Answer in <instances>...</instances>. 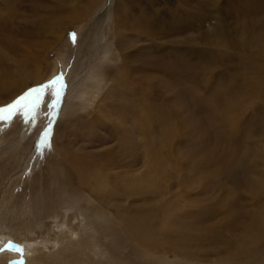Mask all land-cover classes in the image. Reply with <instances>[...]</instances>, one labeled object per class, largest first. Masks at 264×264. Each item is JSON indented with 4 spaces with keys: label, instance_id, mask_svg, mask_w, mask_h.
Returning <instances> with one entry per match:
<instances>
[{
    "label": "rangeland",
    "instance_id": "1",
    "mask_svg": "<svg viewBox=\"0 0 264 264\" xmlns=\"http://www.w3.org/2000/svg\"><path fill=\"white\" fill-rule=\"evenodd\" d=\"M89 4L0 0V108L57 75L66 85L55 108L48 88L34 119L17 113L0 121V247L19 246L0 251V264L20 256L26 264H264V230L251 242L229 215L236 202L257 210L250 191H236L233 167L258 164L264 172L256 112L264 95L251 105L237 103V92L234 102L225 99L236 84L227 64L234 46L249 39L259 50L264 41V0H105L101 15L107 8L109 20ZM163 111L173 114V145L156 157L163 146L149 137L163 127L152 115ZM67 153L106 167L102 197L71 179L60 164ZM162 211L175 215V233L153 253L136 247L117 219L151 214L157 227ZM218 221L219 249L170 250L190 252L189 233L202 237ZM248 248L258 255L251 261L240 255Z\"/></svg>",
    "mask_w": 264,
    "mask_h": 264
},
{
    "label": "bare ground",
    "instance_id": "2",
    "mask_svg": "<svg viewBox=\"0 0 264 264\" xmlns=\"http://www.w3.org/2000/svg\"><path fill=\"white\" fill-rule=\"evenodd\" d=\"M104 1L105 0H89V3H90L89 5L91 6V9H93V10H97V11L100 10V16H102L101 19L108 18V20H109L110 16H109L107 8H105L104 12H102V15H101V8L103 9L102 6L104 5L103 4ZM95 7H97V8H95ZM259 7L260 6L258 4H256L253 7V9L257 10ZM253 27L257 28V30L254 31V34H255L259 30V23H255L253 25ZM261 28L264 30V21L261 24ZM250 39H253V37ZM234 43L235 42L232 43V46ZM263 43H264V41L261 42V44L259 45V47H261L259 50H253L255 48V42H253L249 39H248V41L244 40L241 43L243 45L242 47H240L241 44L234 46L233 54L231 51V56H232L231 58L232 59H230L229 57H226V58H229V59H227V60H229L227 64H229V62H232V72H233L232 75L234 76V79L236 81V84L234 87H227L226 88V95H225L226 101H233L234 102L233 96L237 92V103H239L240 105H251L252 104L251 103L252 98H255V101H257L261 95H264V57L261 58V66L259 64V59L261 56L260 52L264 53V45H262ZM236 48H238V49H236ZM246 48L248 49L247 52L245 50ZM224 55H222L220 57H223ZM180 57H183V56H180ZM238 58H239V62L236 63V61H238ZM178 59H180V58H178ZM183 59H184V57H183ZM246 60H250L252 62V65L245 63ZM182 63H184V61ZM182 63L179 65H182ZM177 64L178 63H176V66H177ZM227 64H225V65H227ZM176 66H175V68H176ZM185 66H186V64H185ZM185 66L183 65L181 69H184ZM172 67H173V65H172ZM175 68H174V70H175ZM178 68H176V69L178 70ZM181 69H179V70H181ZM26 71H27V69H26ZM205 72H203V74ZM173 74L174 73H172L171 75L173 76ZM177 74L178 73H176L175 76H177ZM179 75H180V73H179ZM180 77H181V75H180ZM183 77L181 80H184ZM188 78L189 77L187 76V79ZM252 78L254 79V83H260L261 84V86H257V91H259L261 93L259 95L254 93V91H252L253 89L252 90L250 89V88H253V87H251ZM121 80H122V78H121ZM244 86H249V89L247 92H245L243 90ZM140 89L141 88H139V90ZM218 96L221 97V95H218ZM263 107H264V103L262 105H260L259 109L256 111L259 113L262 112L261 113L262 119L260 120L261 125H264V108ZM253 110H254V108H251V112H253ZM158 112L160 114V111H158ZM165 113H166V110H165ZM168 113L166 115H164V111H163V112H161V115L163 114V116L155 115L154 113L152 115V121L155 124V126H158L161 124L163 127L162 133L158 138H154V135H151L149 137V144L157 143V144L163 146L162 148L155 150L154 153H155L156 157H159L160 155L162 156V154H164V149H167L168 151H170L172 149V145H173L172 143H173L174 137H172L171 133L173 130H175V123L173 120V114L170 113V111H168ZM253 113H255V112H253ZM100 122H101V120L97 119L95 124L96 123L101 124ZM97 126L100 127V125H97ZM97 126L94 125V127H96V128H97ZM151 129H152V127H151ZM149 132L150 131L148 130V134H149ZM153 134H154V132H153ZM62 152H65L64 149L58 148L56 150L57 156L60 157V154ZM87 156L79 158L78 156L67 153L64 155V158L62 159V163L60 162V164L65 165V167H66L65 171L67 173H69V175H71L72 180L77 181V184L80 188L88 187V189L91 190L93 193H95L96 190H99V193L102 197L106 193L104 191H106L108 186H109L108 182H107L108 179L106 177L107 173H104L105 171L102 172L103 170H105L106 167L105 168L102 167L103 169L101 170L100 166H99L101 163L98 162L99 164H96L94 162L95 160L92 161L91 157L89 158ZM96 161H99V160H96ZM262 162L264 164V157H263ZM233 169L237 172V177L235 179V184H234L236 191L237 192L238 191L239 192H246V193H247V191H250V193H252L253 197L255 198L253 201L256 202L255 207L257 208V210H248L249 211L248 212L247 210L243 209V208H245L246 203L236 202V203H234V205H231V206H235V209H234V212H232V210H233L232 209L230 211L231 213L229 215L235 217V221L239 222L238 228L240 230H242L245 233L246 238L252 242L254 239L259 238L262 235V232L264 230V172L260 169V166H258V164H254L250 168L248 166L237 165V166L233 167ZM240 169H241V172L243 174L242 178H240V176L238 174ZM203 173H204V170H203ZM251 173L257 175L258 177L257 178L252 177ZM205 174H208V172L206 171V173L202 174V176L204 177ZM249 174H250V176H249ZM67 177L70 178L69 176H67ZM68 178L66 180H68ZM207 180H208V178H207ZM69 183H70V181H69ZM241 194L242 193H240V196H241ZM255 195H259V196L256 198ZM238 196H239V194H238ZM242 196L240 198L241 200H242ZM233 197H234V195H233ZM234 198H237V197H234ZM246 198L249 199V197H246ZM234 200L238 201V199L237 200L234 199ZM231 201H232V198H231ZM231 201H229V202H231ZM235 201H233V202H235ZM221 202H223V201H221ZM220 203H219V206L221 205ZM229 206H227L226 208H228ZM220 208H221V206H220ZM162 212H163L162 215H164L166 213V211H162ZM165 216L166 217L164 219L163 218L162 219L160 218L161 220H158L159 218L157 219V221H159V225L157 224V227H153V223H152L153 219H151L153 217V215H151V214H139V213H131V212L121 214V212H119L117 214V219H118V222L127 229V232L130 234L131 240L136 245V247L141 248L142 250L146 251L147 253L148 252L153 253V252H155L156 249H160V248L164 247V245H166L164 242L165 238H168V237H170V235L172 233H175V222H174L175 215L171 212H167V214H165ZM156 217L155 218L153 217V218L156 219ZM201 221H204V219H202ZM201 221H200V224H204L203 222L201 223ZM219 222H221V221H218L216 223V226H210L209 228H206V230L204 229L205 234L202 237L200 236L198 238L196 234H195L196 236L192 235L193 232L189 233L190 234L189 235V241H188V244L186 243V245H187L186 248L188 250L192 249L190 252H183L180 250H176L173 248V246L170 247V250H173L179 254H184V255L189 256L188 253H195L196 250L205 248L206 245H211L213 248L219 249L218 246L221 242V240L218 236V233H217V227H218L217 225ZM205 225H206V223H205ZM195 226L197 229L202 228L201 227L202 225L200 226V225H198V223ZM191 228L192 227H190L189 229L195 230L194 227H193L194 229H191ZM199 230H202V229H199ZM202 233H204V232H202ZM202 233L200 232L199 235H201ZM183 237H185V236H183ZM187 237H188V233L186 234V238ZM245 240L242 241L243 245H245ZM13 244H15V243H13ZM15 245H17V244H15ZM173 245H175V243ZM263 246H264L263 243L260 244L259 250ZM187 249H185L184 251H187ZM221 249L226 250V248H221ZM256 249H257V247H254V250H256ZM213 250H215V249H213ZM227 251H229V250L227 249ZM240 255H243L244 258L243 257L242 258H243V260H246V261H251L258 256L255 252L253 254L251 252L250 248L246 249L245 252L240 253ZM20 257H22V256H20ZM194 257H196V255ZM16 259H18V258H16ZM16 259H14V260H16ZM14 260H12V262ZM234 263L241 264L242 262L239 259V260H234Z\"/></svg>",
    "mask_w": 264,
    "mask_h": 264
},
{
    "label": "snow or ice",
    "instance_id": "3",
    "mask_svg": "<svg viewBox=\"0 0 264 264\" xmlns=\"http://www.w3.org/2000/svg\"><path fill=\"white\" fill-rule=\"evenodd\" d=\"M72 37L75 41L74 33L72 34ZM65 87L66 85L63 82V76L57 75L39 88L30 89L13 104L0 108V121H11L17 113L22 114L25 119H34L39 110L40 104L42 103V97L45 90L48 88L52 89V95L55 99L53 100V103L50 105V107L55 108L56 103H58L61 93ZM44 135L46 137L47 132H45ZM9 246L10 244L0 247V251L5 250ZM20 251L22 252L23 250L20 249ZM9 264H24V262L21 259L19 262L10 261Z\"/></svg>",
    "mask_w": 264,
    "mask_h": 264
},
{
    "label": "water",
    "instance_id": "4",
    "mask_svg": "<svg viewBox=\"0 0 264 264\" xmlns=\"http://www.w3.org/2000/svg\"><path fill=\"white\" fill-rule=\"evenodd\" d=\"M10 247L12 248V249H17L18 247H17V245H15V244H13V243H10ZM23 260V262H24V264H25V258L22 256V257H19L18 259H16V260H14L13 262H19L20 260Z\"/></svg>",
    "mask_w": 264,
    "mask_h": 264
}]
</instances>
